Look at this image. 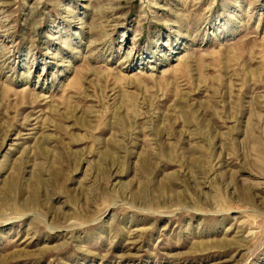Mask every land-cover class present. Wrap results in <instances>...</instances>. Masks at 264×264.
<instances>
[{
	"label": "rangeland",
	"instance_id": "rangeland-1",
	"mask_svg": "<svg viewBox=\"0 0 264 264\" xmlns=\"http://www.w3.org/2000/svg\"><path fill=\"white\" fill-rule=\"evenodd\" d=\"M0 264H264V0H0Z\"/></svg>",
	"mask_w": 264,
	"mask_h": 264
}]
</instances>
